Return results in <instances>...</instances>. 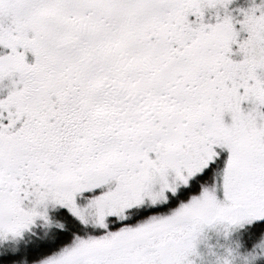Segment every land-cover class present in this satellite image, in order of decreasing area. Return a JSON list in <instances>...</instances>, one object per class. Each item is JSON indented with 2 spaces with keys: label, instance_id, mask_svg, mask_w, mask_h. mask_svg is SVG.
<instances>
[{
  "label": "snow or ice",
  "instance_id": "snow-or-ice-1",
  "mask_svg": "<svg viewBox=\"0 0 264 264\" xmlns=\"http://www.w3.org/2000/svg\"><path fill=\"white\" fill-rule=\"evenodd\" d=\"M218 249L264 264V0H0V264Z\"/></svg>",
  "mask_w": 264,
  "mask_h": 264
},
{
  "label": "rangeland",
  "instance_id": "rangeland-1",
  "mask_svg": "<svg viewBox=\"0 0 264 264\" xmlns=\"http://www.w3.org/2000/svg\"><path fill=\"white\" fill-rule=\"evenodd\" d=\"M242 224H236L235 222L233 224H217L210 226L202 235L201 239L198 241V244H203L207 240V234L208 232H212L213 234L223 233L225 229L228 230V232H235L238 231L240 227H242ZM204 251V249H201ZM236 259L235 255L233 254L232 249H223V250H217L215 255L212 256H205V264H233L234 260Z\"/></svg>",
  "mask_w": 264,
  "mask_h": 264
}]
</instances>
